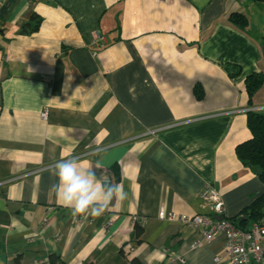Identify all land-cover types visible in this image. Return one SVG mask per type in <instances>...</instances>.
<instances>
[{
	"label": "crops",
	"instance_id": "1",
	"mask_svg": "<svg viewBox=\"0 0 264 264\" xmlns=\"http://www.w3.org/2000/svg\"><path fill=\"white\" fill-rule=\"evenodd\" d=\"M252 72L264 73V2L0 0V264H229L223 234L157 211L215 218L199 194L210 185L233 218L264 192L235 154L246 111L264 112ZM69 159L126 199L73 217L53 187Z\"/></svg>",
	"mask_w": 264,
	"mask_h": 264
},
{
	"label": "trees",
	"instance_id": "2",
	"mask_svg": "<svg viewBox=\"0 0 264 264\" xmlns=\"http://www.w3.org/2000/svg\"><path fill=\"white\" fill-rule=\"evenodd\" d=\"M257 3L264 2V0H252ZM229 21L231 25L236 27H244L247 24V18L240 12H231L229 15ZM41 17L33 12L28 21L23 25L25 29L29 31H35L39 28ZM225 68L228 71L229 76L234 77L240 73V68L236 65L226 64ZM264 82L263 72H252L245 78V87L249 96V103H252V97ZM197 88V97L202 96V91ZM246 125L250 131V138L237 144L235 146V154L239 161L252 172H254L258 178L264 184V112L248 109L246 111ZM111 174H113V180L116 182L119 179V167L113 165L111 167ZM213 214V213H212ZM264 216V192L256 196L251 203L246 205L238 215L233 218H229L236 226L247 229L249 224L262 218ZM216 218V217H215ZM142 228L139 225H135V234L140 236ZM56 257L51 256L50 261L54 262ZM134 264H139L137 261H133ZM94 264V263H90Z\"/></svg>",
	"mask_w": 264,
	"mask_h": 264
},
{
	"label": "built area",
	"instance_id": "3",
	"mask_svg": "<svg viewBox=\"0 0 264 264\" xmlns=\"http://www.w3.org/2000/svg\"><path fill=\"white\" fill-rule=\"evenodd\" d=\"M41 115L45 117L46 112ZM199 194L205 206L216 218L201 213L186 214L166 211L162 206L157 211V217L189 227L202 226L207 241L212 240L216 233L223 234L225 237L224 255L229 264H264V216L252 221L247 229H242L223 215L224 205L217 189L205 185ZM178 258L184 261L183 257ZM214 259L218 260L219 257Z\"/></svg>",
	"mask_w": 264,
	"mask_h": 264
},
{
	"label": "clouds",
	"instance_id": "4",
	"mask_svg": "<svg viewBox=\"0 0 264 264\" xmlns=\"http://www.w3.org/2000/svg\"><path fill=\"white\" fill-rule=\"evenodd\" d=\"M97 166H101L100 161H97ZM55 174L58 184L53 187L58 194V202L69 208L73 217H98L114 201H123L127 196L120 184L98 178L95 171L84 170L76 160L58 162Z\"/></svg>",
	"mask_w": 264,
	"mask_h": 264
}]
</instances>
